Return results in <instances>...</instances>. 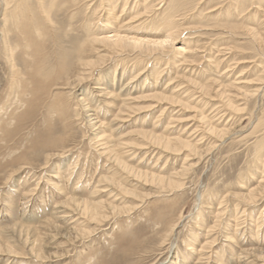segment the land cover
Wrapping results in <instances>:
<instances>
[{"label": "rangeland", "instance_id": "obj_1", "mask_svg": "<svg viewBox=\"0 0 264 264\" xmlns=\"http://www.w3.org/2000/svg\"><path fill=\"white\" fill-rule=\"evenodd\" d=\"M159 1L151 0V3ZM179 1L177 4H182L185 12L180 10L182 16L179 17L184 15L186 19L179 21L176 39L165 44L167 58L174 65L172 62L171 66L165 64L166 57L159 58L160 61H147L142 57L140 61L138 57L143 54L128 48L120 55L123 57L117 58L124 62L106 58L90 68V79L69 84L80 71L81 45L87 49L90 36H100L106 30L109 34L114 30V21L105 20L110 5L104 7L105 0L104 5L99 0H0V264H198V249L204 241L212 239L215 240L208 252L211 259L205 264H251L255 258H261L260 252H264V203L258 200L256 204L248 205L235 194L255 187L263 174L255 147L261 139L260 147H264V80L260 81L264 79V0ZM165 6L161 3L155 8L162 7L157 10L160 12ZM122 7L121 0L113 14L118 16ZM191 7L193 9L189 10ZM210 8H217V11L208 18L201 15ZM129 16L125 14L120 19L127 20ZM104 21L113 25V30L108 29V25L105 27ZM152 22L123 33L141 36L143 40L164 37L158 31L148 29ZM216 22L234 27L229 33L226 31L229 37L226 33L213 36L214 32H208L210 28H217L211 26ZM202 28H208V31ZM203 42L207 44L201 48ZM196 44L200 49L193 50L191 55L203 57H194V65L186 68L194 69L190 73L192 77L199 82L215 80L211 82L212 88L218 87L220 82L227 94H234L238 92L237 88L227 84L246 70V77L250 79L247 88L261 86L262 92L260 90L254 97H241L238 102H245L241 105L243 114L231 115L234 118L232 126H236L235 130H240L241 135L225 138L219 147H213L215 143L211 139L209 143L204 141L195 153L188 150L169 154L151 149H132L126 153L124 159L136 169L161 176L178 171L187 152L189 158L198 162L186 176L181 189L165 187L158 190L154 183L145 186V180L131 173H127L130 176L121 174L119 165L100 152L102 146L97 145L100 143H96L95 134L105 133L104 146L113 153L130 149L116 146L118 141L138 146L151 140V133L144 135L139 129L162 133L169 116L164 114L157 122L160 112L147 110L150 100L156 98L144 97V94L161 91L166 77H173L174 72L184 67H173L181 64L177 48L189 45L192 50ZM221 46L233 49L229 58L218 54L217 49ZM87 54L91 60H98L95 51H87ZM218 56L223 61L216 68L212 62ZM235 59L249 63L238 65L230 77L222 75L224 68ZM158 66L160 69L165 67L168 73L165 76L164 72V77L152 85L154 82L150 77L156 75ZM112 68L116 71L113 88L106 84ZM216 69L220 71L217 73ZM142 70L149 75L145 84L141 81L144 75H137ZM131 77L136 79L119 88ZM64 84H68L66 89H56ZM99 86H104L106 91L112 90V97H102L95 88ZM126 92L129 95L124 96ZM123 96H139V99L129 118L112 123L116 109L106 102L112 99L117 106ZM212 103L205 114L210 115L220 105L218 101ZM197 109L187 108L181 113L184 118H189V115L198 114ZM87 118L97 119L104 126L95 129L88 125ZM155 122L156 127H153ZM255 125L256 132L252 134ZM110 127L115 130L112 129L108 136ZM180 128L171 129L169 136L182 133ZM104 176L113 182L98 184ZM100 187L103 191L94 194ZM198 195L202 198L201 203L197 200ZM77 198L111 201L116 212L108 208V217L97 222L89 214L79 211L81 208L74 203L80 202ZM129 208L132 209L126 211ZM221 209L224 214L219 218L217 228L213 227L210 233L209 229L216 223L215 213ZM164 238L167 242L162 244ZM251 247L258 250L251 256L241 254L242 250Z\"/></svg>", "mask_w": 264, "mask_h": 264}, {"label": "bare ground", "instance_id": "obj_2", "mask_svg": "<svg viewBox=\"0 0 264 264\" xmlns=\"http://www.w3.org/2000/svg\"><path fill=\"white\" fill-rule=\"evenodd\" d=\"M99 1L101 2V5L102 4L104 5L103 0H99ZM120 1L121 0H105L104 7L107 5H110L108 7V10L106 9L108 12V15L106 16L105 20L107 21L109 18L112 19V21H114L116 26L114 27V30H113V28H112L113 25L110 26L109 24H107L106 21H104L103 25L105 27H107V25H108L107 28L108 29L112 28L113 31L110 32L109 34H107L108 32L106 30V32H101L102 35H100V36H98V34H93L94 36H90V38L88 39V42H87L89 45L87 49H85V46L81 45V51L79 52V56H78L79 61H81L80 71L74 77V81L70 82L69 84H76V83H79L85 79H90L92 76L90 68L93 66L99 65L100 62L103 60H106V58H107V60H119L120 62L121 61L124 62V60H120L117 58H118V56L122 55L125 52V50L128 48H130L132 51L137 52L138 54H143L140 57H138L140 61H142V59H143L142 57L147 58V61L148 60H153V61L159 60V58H161V57L167 58V51L168 50H167V46L165 44L166 43L171 44L176 39L177 34H179L178 28L181 25V23L179 21L180 20L184 21V19H186V17L184 18V15H183V18L179 17V16H182L179 14L180 10H182V8H181L182 4H177L179 0H169L168 2H166V1L164 2V0H160L159 3H156V4H152L151 0H122L123 1V7L120 11V14H118V16H117V15L113 14V11H115L116 6ZM131 1H132V3H131ZM197 1H198L197 3H200V1H203V0H197ZM161 3H162V7L164 5H166L165 6L166 8H164L163 10H160V12H157V10L161 9L162 7L161 8H155V6L160 5ZM259 6H261V5H259ZM258 8H260V7H258ZM191 9H193V7H191L189 10H191ZM216 9L217 8H210V9L206 10L205 12H203L204 14L201 12V15L204 16L205 18L206 17L208 18V16H210L213 12L217 11ZM165 10H166V12H165ZM182 11L184 12V9ZM241 12H244V11L241 10ZM100 14H101V12H100ZM125 14H129L130 15L129 18L127 20H125V18L120 19V17H122V15L124 16ZM99 21L100 20H98V22ZM136 21L138 22L137 24L135 23ZM150 22H152V25H151L152 27L149 26L148 29L156 30V31H158L157 33L164 35V37H162V38H148L146 40H143L141 38V36H139V35H138L139 37H137V36H130L128 33L127 34L123 33V31L129 30V29H134V28H137L139 26H144ZM132 23H135V25H132ZM211 26L217 27V28H210L209 31H208V28L207 29L202 28V30H205L208 32H214L212 34L214 36V35H220V34L222 35L225 33L228 34L229 33L228 31L234 28V27H231L228 23H219V22H216V24L211 25ZM102 28H101V30H103ZM194 30L196 31V29H194ZM226 36L229 37V34ZM197 42H199V40ZM206 44L207 43H204V42L202 44H200L201 48H204ZM188 46L177 48V53L179 54L177 56L178 62H180L181 64L173 66L175 68L176 66L179 67L180 65L181 66L184 65V67L180 68V70H177L178 69L177 68L176 69L177 71L173 73L174 74L173 77L169 76V75L167 76L168 72L167 73L165 72V67L164 68L162 67V69H160L161 66L156 67L155 68L157 70L156 75H154V76L152 75L153 78L150 77V79L151 80L153 79V82H154L152 85H155L156 83H158L157 81L160 78L164 77V76H162L164 72L166 73L165 76H167L166 77L167 82H166L165 86L163 88H161V91H154L148 95L144 94V97L156 98V99L150 100L151 103L148 104L147 110H149L150 112H152V111L154 112L155 110L160 112L159 116L157 118L158 120H156L157 122L160 121L161 116H163L164 114H166V116H169L167 118L168 121L164 125L163 130L161 131L162 133L156 132L157 134H155L152 130H145V129L143 130V128L139 129V132H141L144 135L147 132L151 133L152 134L151 140L150 141H148V140L143 141L138 146H130V145H127L124 141H118L116 146H122L124 149L125 148H130V149H126V151L113 152V153H111L112 151L110 149H108V148H106V146H104L105 145V141H104V139H105L104 134L105 133L103 132V134L98 135V136H97L98 133L95 134L96 139H97L96 143H100L97 145L102 146V148H100V150H101L100 152L102 154H107L108 158L112 159L116 164L119 165L120 169L122 170L121 174L124 173L127 176H130L127 173H131L135 177L145 180V183L143 184L145 186L149 185V184H152V185L156 184L155 187L158 190H161L165 187L166 188L169 187V188L181 189L182 186L184 185V180L186 179V176L198 164V162L197 161L194 162L192 160L193 158H189L190 153L187 152L186 154H184L183 164L181 165V168L178 171L176 170V172H174L173 174H170L168 176H164L165 174L161 176L158 174L148 172L145 169H143L144 171L141 168H140L141 170L136 169L137 167L135 168V166H132V164L130 165L129 162H127V160L124 159L125 158L124 155H126V153H128L132 149H148V150L151 149L152 151L154 150V151H159V152H164V153H169V154L170 153L176 154V153H180V152L184 153V151L191 150L195 153L198 151V148L201 146L202 143H204V141H206V142L208 141V143H209V142H211L210 141L211 139H214V141H212L215 143L213 147H216V146L219 147L221 145V143H223L225 138H229L233 134H238L239 137L241 135V132H239L240 130H235L236 126H232L234 124V123L232 124V120L234 118H233V116H231L233 114H235V116L243 114L244 108L241 107V105H245V102L239 103L238 101L240 99H242L241 97H247V96L248 97L249 96L254 97V96L258 95L260 90H261V86L250 87V89L247 88V85L250 83V79H248L246 77V74H245L246 70L241 71L231 82H229L227 84L231 87L234 86L235 89L237 88L238 92L234 93V94H231V93L227 94L225 89H222V87H221L222 83L220 84V82H219L218 87L212 88L211 82H214L215 80L212 81V79H209L205 82H203V81L199 82L196 78H194L195 76L192 77L190 75V73L193 72L194 69H191V67L189 69H186V68L188 66L194 65V63L196 61L194 57H197L196 59H200L203 57V56H200L199 54H198V56H192L191 55V53H193V50L199 51L200 46L198 44H196L195 48L192 50ZM232 50L233 49L230 46L229 47L227 46L226 48L224 46V48L222 47V48L217 49V52H218V54H220L222 56L228 55L226 57V59H227V58H229L230 54L232 55V53H231V52H233ZM87 51H95V53H97L96 58L98 60L97 61L91 60L87 56L88 55ZM85 53H86V56H84ZM120 57H123V56H120ZM138 58H136V59H138ZM168 58L166 59L167 62L165 64H169L171 66L172 61ZM220 58H221V56H218V58H216V60H214L212 62V63H214V65H216V68L218 67L219 63H221L223 61V59H220ZM231 60H232V58H231ZM238 60L239 59H235V61L232 62L231 65H228L226 68H224V70L222 71L221 74L227 75L226 77H230V74H232L231 71L234 68L238 67V65L243 64V63H249L246 60L245 61H241V60L238 61ZM139 63H141V62H139ZM172 64L174 65V62H172ZM259 65H260V63H259ZM114 68H112L113 72L110 71L108 73V81L106 83V84H109V86H111L112 88H113V82H115V78H116V71ZM218 69H216V71ZM219 71L220 70H218L217 73ZM110 73H112V74L110 75ZM262 73H264V70L262 71ZM130 74H131V72H130ZM261 74H259V75L261 76ZM137 75H139V76L144 75V77L141 79V81H143V84H145L147 81H149L148 80L149 75L145 74L144 70L139 71ZM259 75H258V77H259ZM218 76H219V74H218ZM131 78L128 82H126L123 85V87H119V88H124L126 85H128V83H131V81H134L136 79V78H132V79ZM254 80H256V78H254ZM263 80L264 79H260V81H263ZM121 83H122V81H121ZM261 83L262 82H260L259 84H261ZM67 85L68 84H64V86H58V87H56V89L57 90L58 89H66ZM148 85H150V84H148ZM138 86H139V83H138ZM151 87H153V86H151ZM95 88L99 89L98 92L101 93V94L100 93L99 94L102 97L104 96V98L112 97V95H113V93H112L113 91L111 90L112 91L111 92V91H109V89L106 91L105 90L106 88H104V86H99V87H95ZM133 90H134V88H133ZM109 92H111V93H109ZM114 92H116V91H114ZM128 92H126L123 95L124 96L129 95ZM261 92H262V90H261ZM115 96H117V95H115ZM119 96H121V95H119ZM124 96L122 99L119 100L117 106H116L117 103L114 102L111 98H110L111 99L110 101L106 102V103L111 104L116 109V113L115 114L113 113L114 117L110 121L112 123H114V120H123V119L125 120V118L127 119L130 117V114H129L130 112H134V109L136 106V101H138L139 96H137V97L134 96L135 98L124 97ZM236 97H239V98H236ZM82 98L83 97H81L80 99H82ZM149 98H147V99H149ZM102 101H103V99H102ZM215 101H218L220 103V105L216 106V108L213 110V112L216 111V112H218V114H213V112H211L210 115L207 113L205 114V110L208 107V105L213 104L212 102H215ZM104 104H105V102H104ZM177 107H179V108L176 109ZM187 108H189V109L198 108L199 109V110L197 109L198 114L196 115L194 113L192 116L189 115V118H186V117L184 118L182 113H183V111H187ZM108 110H109V108H108ZM93 111H94V109H93ZM136 112L137 111H135V113ZM93 118L95 119V117H93ZM195 119H197V120H195ZM87 122L89 123L88 125H90L91 127H96L95 129H97L101 126H104L103 123H101V121L100 122L97 121V119L96 120L88 119ZM155 124H156V122L153 123V127H156ZM115 125L116 124H114V126ZM178 126H179V128L181 127L180 131H182V133H180L176 136H174L175 134L173 136H169L170 134L168 132L171 129L176 128ZM112 129L115 130L114 127H112L111 130H108L110 132L108 134V136L111 135V132H113ZM185 131H187L186 136H183V134H185ZM255 132H256V125L253 126L251 133L254 134ZM218 142L220 143L219 145H217ZM261 142H263V139H261V141H257L256 143H258L257 146H259V147H257V146L255 147V151L257 153L258 160L260 162H262L261 165H262L263 169L262 168L261 169H262L263 174H260L261 179L258 181V183L255 187L247 189V191L245 193L235 194V196H237L240 200L244 201L245 204H248V205L256 204L258 200H262L264 203V147L263 146H262L263 148L260 147ZM211 145H212V143H211ZM108 153H110V154L108 155ZM262 155H263V157H262ZM124 179H125V177H124ZM105 181L106 182H113L111 180V178L104 176L98 180V184L101 182H105ZM100 188H96L93 193L96 194L99 191H103L104 188H101V189ZM108 197H112V196H108ZM67 199H68V197H67ZM79 199L77 198L76 200H79ZM70 200H73V199L70 198ZM197 200H199V202L201 203V201H202L201 196L198 195ZM223 202H224V200H222V202L219 204V206H218L219 210H220V207H222ZM74 203L79 205V209L81 208V210H79L80 212L82 211V213H84V214H89L88 216H91L92 219L97 221V222H101L103 219H106L108 217L106 215V211L108 208H111L112 212H116L115 206L114 205L112 206L111 201H106V203H105V200L102 201V200H94V199L89 198V199H85V200L80 199V202L74 201ZM200 205H202V204H200ZM262 208H264V204L262 205ZM131 209L132 208L126 209V211H129ZM74 210H75V207H74ZM77 210H78V208H77ZM63 211L61 210L60 212H63ZM57 212H59V211H57ZM213 212H215V211H213ZM241 213H243V211ZM223 214H224V209H221V211H217L215 213V216L217 217V219H216L215 225H213L209 229L210 233L213 230V227L217 228V222L219 221V218ZM67 216H68V214H67ZM63 218L64 217H62V219ZM51 219H53V217ZM224 224H227V223H224ZM222 226H223V224H222ZM225 227H226V225H225ZM206 229H205V231H206ZM233 230H234V228H233ZM228 231H229V229H228ZM240 232H241V230H240ZM210 233H208V234H210ZM214 240L215 239L204 241V243L200 246V248L198 249V253H199V258H198L199 260L197 259L198 264H205V263H207V260L211 259L210 258L211 253H208V252H209L211 246L213 245ZM162 241H163L162 244L167 242V238H164V240H162ZM172 245H173V243H172ZM257 250L258 249L251 247V249L248 248L246 250L245 249L242 250L241 254H245V256H251V254ZM0 251H2L1 248H0ZM260 253L262 254L261 258H255L254 261L251 262V264H264V254H263L264 252L261 251ZM39 254H38V256L41 255V254L40 255ZM212 255H214V254H212ZM238 256L240 257V255H238Z\"/></svg>", "mask_w": 264, "mask_h": 264}]
</instances>
